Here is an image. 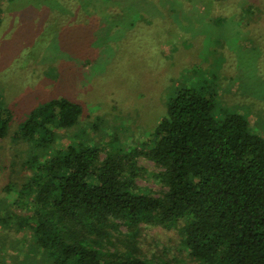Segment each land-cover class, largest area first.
I'll return each instance as SVG.
<instances>
[{"label": "rangeland", "instance_id": "1", "mask_svg": "<svg viewBox=\"0 0 264 264\" xmlns=\"http://www.w3.org/2000/svg\"><path fill=\"white\" fill-rule=\"evenodd\" d=\"M0 7V99L12 116L0 140V218L24 219L20 233L9 227L14 238L0 224V264L43 261L40 251L29 252L25 220L35 207L13 202L17 194L4 187L27 175V144L14 134L52 98L82 105L78 133L95 123L130 126L142 141L178 90L192 87L212 97L219 115L245 114L264 137V0H0ZM59 132V142L68 143V131ZM138 164V184L159 193L158 167L144 156ZM137 240L146 257L197 264L183 252L177 229L144 225Z\"/></svg>", "mask_w": 264, "mask_h": 264}, {"label": "trees", "instance_id": "2", "mask_svg": "<svg viewBox=\"0 0 264 264\" xmlns=\"http://www.w3.org/2000/svg\"><path fill=\"white\" fill-rule=\"evenodd\" d=\"M1 14L0 7V21ZM216 110L211 96L180 88L141 141L130 126L95 123L78 133L84 111L67 96L34 108L13 136L27 144V175L4 187L17 194L13 202L35 207L32 222L25 220L31 257L40 251L44 264H167L139 251L137 238L152 225L177 229L197 264H264V137L245 114ZM11 118L0 99V140ZM61 129L69 133L66 144ZM141 156L158 167L159 193L138 184ZM23 220L0 224L14 238L9 227L20 233Z\"/></svg>", "mask_w": 264, "mask_h": 264}]
</instances>
